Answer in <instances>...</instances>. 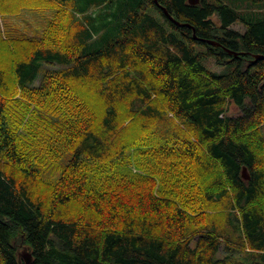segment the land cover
<instances>
[{
  "label": "trees",
  "instance_id": "obj_1",
  "mask_svg": "<svg viewBox=\"0 0 264 264\" xmlns=\"http://www.w3.org/2000/svg\"><path fill=\"white\" fill-rule=\"evenodd\" d=\"M39 8L0 24V264H264V0H0Z\"/></svg>",
  "mask_w": 264,
  "mask_h": 264
},
{
  "label": "rangeland",
  "instance_id": "obj_2",
  "mask_svg": "<svg viewBox=\"0 0 264 264\" xmlns=\"http://www.w3.org/2000/svg\"><path fill=\"white\" fill-rule=\"evenodd\" d=\"M53 14V9H27L19 15H9L5 18H2L0 16V24L2 26V29L5 27L6 34L8 32L11 35L16 34L31 37L40 36L46 28L48 21L51 19ZM235 27L244 30V26L240 24H235ZM205 63L207 64L209 69L215 72H222L227 69L226 66L216 64L214 59L211 57L207 58L205 60ZM230 113H238V108L236 105H231ZM64 163H66V160H64Z\"/></svg>",
  "mask_w": 264,
  "mask_h": 264
},
{
  "label": "water",
  "instance_id": "obj_3",
  "mask_svg": "<svg viewBox=\"0 0 264 264\" xmlns=\"http://www.w3.org/2000/svg\"><path fill=\"white\" fill-rule=\"evenodd\" d=\"M200 1H201V0H189V3H190V4H197V3H199ZM163 8H164V7H163ZM164 10H165L166 14H167L172 20H174L177 24H180V22H179L177 19H175V18L169 13V11H168L166 8H164ZM208 42H210V43H212V44H214V45H216V46H220V45H222L220 42H218V41H216V40H208ZM228 51H229V50H228ZM229 52L232 53V54L238 55L237 52H234V51H229ZM256 57L258 58V57H261V56L256 55ZM242 174H243V177H244L245 179H249V178H250V175H249V173H248V169H247L246 166L243 168V172H242ZM22 255L24 256V258H25V260H26V264H31V263H32V254H31L29 251L24 250V251L22 252Z\"/></svg>",
  "mask_w": 264,
  "mask_h": 264
}]
</instances>
